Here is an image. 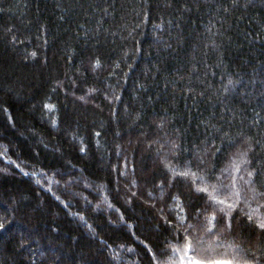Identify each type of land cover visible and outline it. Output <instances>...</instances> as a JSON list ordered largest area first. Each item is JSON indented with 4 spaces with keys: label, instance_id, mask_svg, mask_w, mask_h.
<instances>
[{
    "label": "trees",
    "instance_id": "obj_1",
    "mask_svg": "<svg viewBox=\"0 0 264 264\" xmlns=\"http://www.w3.org/2000/svg\"><path fill=\"white\" fill-rule=\"evenodd\" d=\"M261 223L264 0H0V264H264Z\"/></svg>",
    "mask_w": 264,
    "mask_h": 264
},
{
    "label": "snow or ice",
    "instance_id": "obj_2",
    "mask_svg": "<svg viewBox=\"0 0 264 264\" xmlns=\"http://www.w3.org/2000/svg\"><path fill=\"white\" fill-rule=\"evenodd\" d=\"M237 171H239L238 168H237ZM232 189H233V191L231 194L238 198L240 193L238 190H235V182H233ZM198 190L207 191V189H198ZM209 198L214 200L215 203H218L221 205H223L225 203L224 200H217L214 196H210ZM228 207H231V205H228ZM220 210L223 211V209H220ZM249 218L251 219V217H249ZM215 221H216L215 215H212L211 217L207 218V223H208V225H210V227H208V229H207L209 232H212V229L215 228V226H216ZM189 227H192V226L189 225ZM259 227L264 229V223H261L259 225ZM213 234H215V233H213ZM188 251H195V249L192 245L191 240L186 238L185 255H187ZM191 264H200V262L194 261V262H191ZM211 264H235V262L233 260H215V261H212Z\"/></svg>",
    "mask_w": 264,
    "mask_h": 264
},
{
    "label": "rangeland",
    "instance_id": "obj_3",
    "mask_svg": "<svg viewBox=\"0 0 264 264\" xmlns=\"http://www.w3.org/2000/svg\"><path fill=\"white\" fill-rule=\"evenodd\" d=\"M212 248H209V250H208L209 253H212L213 251H215ZM175 255H176V258H174V260L176 262H178V264H191V262L199 261V260H197L195 258L194 255H192V252L191 251H188L187 255H185V247H183L182 249H179L177 251V253H175ZM216 258H218V257H216ZM212 260H213V257L210 260H207V261H210V262H204V263H202L201 261H199V262H200V264H211Z\"/></svg>",
    "mask_w": 264,
    "mask_h": 264
}]
</instances>
